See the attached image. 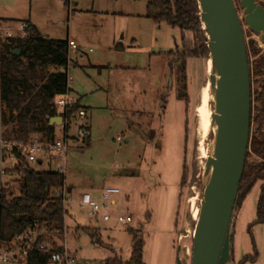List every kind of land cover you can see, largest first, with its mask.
<instances>
[{
	"label": "rangeland",
	"instance_id": "1",
	"mask_svg": "<svg viewBox=\"0 0 264 264\" xmlns=\"http://www.w3.org/2000/svg\"><path fill=\"white\" fill-rule=\"evenodd\" d=\"M69 1L76 15L68 14L67 0H0V11L8 9L16 15L32 12L45 37L71 39L79 48L69 53L70 91L71 97L89 110L92 143L70 144L66 183L72 187L73 203L68 207L62 235H47L46 243L66 245L74 264H105L112 259L125 263L132 254L129 230L133 229L144 237L145 264H177L178 242L183 234L180 257L183 264H191L192 238L205 189L202 180L206 158L212 154L205 144V135L213 124L208 98L211 60L210 55L201 54L186 58L188 98L183 101L179 98L181 74L180 64L175 65L176 53L172 57L160 54L195 51L204 38L208 40L207 32L200 19V26L194 27L197 29L185 32L155 24L146 18L152 0ZM234 1L247 48L264 51L260 37L244 23L241 0ZM258 2L264 7V0ZM112 37L120 41L122 51L111 46ZM257 59L251 55V64L255 65ZM263 79L264 75H253L251 80L252 118L259 116L260 105L254 101V93ZM260 128L264 130L263 117L252 123L251 136L257 135ZM56 138L63 139V135L57 132ZM206 143L210 145L211 141ZM250 156L256 164V156ZM32 168L54 171L47 163L33 164ZM14 179L2 178L3 185L10 183L13 197L19 195ZM263 184L257 182L239 202L232 232L234 264H264V223L257 218ZM104 186L120 190L115 197L117 205L108 206V222L91 219L79 204L81 196L91 189L98 191L97 200L93 199L103 204ZM123 215L132 217L130 226L117 222ZM92 235L101 243H95Z\"/></svg>",
	"mask_w": 264,
	"mask_h": 264
},
{
	"label": "trees",
	"instance_id": "2",
	"mask_svg": "<svg viewBox=\"0 0 264 264\" xmlns=\"http://www.w3.org/2000/svg\"><path fill=\"white\" fill-rule=\"evenodd\" d=\"M199 5L197 0H152L147 6L146 18L155 24H167L172 29H180L182 32L195 30L200 26ZM6 22V21H5ZM27 23L29 37L18 40L13 44L5 43L0 47V100L6 110L1 112L3 125V137L9 141L27 142L32 134H43L53 139V127H46L45 121L53 116L55 99L68 91L67 74L61 72L69 66L68 41L52 40L43 36L32 24ZM260 41V40H259ZM262 43V41H260ZM208 40L204 38L199 49L185 50L184 54L169 52L160 54L176 59L181 87L179 98L185 101L188 98L186 88V58H197L199 54L204 57L210 55L207 48ZM263 44V43H262ZM20 50V55L15 54ZM251 55L258 57L255 65L250 62ZM24 58L25 61H22ZM248 58L253 75H264V51L248 47ZM51 70L48 76L45 72ZM252 83V81H251ZM254 96V101L260 105L259 116L254 120L264 119V79L259 90ZM79 107L77 110H79ZM187 142V140H186ZM89 145L88 139L84 142ZM255 155L264 161V130L260 128L257 135H252L248 159ZM185 173V169H184ZM7 177L15 178L19 185V195L13 197L8 183L0 194V241L9 244L13 238L25 232L27 229H37L38 243H46L47 235L58 233L62 235L65 230V217L67 212L62 205L61 193L65 187L66 177L56 171H37L33 169L25 159H19L17 167L13 171H7ZM183 177L181 187L184 184ZM264 182V163H246L239 193V202L254 185ZM245 191L242 194V187ZM258 222L264 223V184L261 186L260 199L257 205ZM178 222H176V225ZM88 231V230H84ZM132 236V254L127 262L117 259L106 261L105 264H145V241L142 232L129 230ZM95 243L101 241L92 235ZM52 246V245H51ZM52 248L60 251L62 247L53 244ZM48 255L34 250L29 258V264H45Z\"/></svg>",
	"mask_w": 264,
	"mask_h": 264
},
{
	"label": "water",
	"instance_id": "3",
	"mask_svg": "<svg viewBox=\"0 0 264 264\" xmlns=\"http://www.w3.org/2000/svg\"><path fill=\"white\" fill-rule=\"evenodd\" d=\"M199 19L208 35L207 48L215 74L209 82L215 90L217 125L212 169L205 186L193 234L191 264H234L232 232L239 205L240 186L251 139L252 84L244 28L234 0H197ZM245 25L264 42V7L258 0H241ZM117 51L123 47L118 45ZM19 54V51L16 52ZM62 119V118H60ZM58 126L60 123H56ZM257 164L260 160L253 158ZM182 238L178 242L177 264Z\"/></svg>",
	"mask_w": 264,
	"mask_h": 264
},
{
	"label": "built area",
	"instance_id": "4",
	"mask_svg": "<svg viewBox=\"0 0 264 264\" xmlns=\"http://www.w3.org/2000/svg\"><path fill=\"white\" fill-rule=\"evenodd\" d=\"M28 37L26 22L17 24L0 22V47L5 43L13 44ZM68 45L69 48H78L74 41H69ZM60 71L67 74L68 91L55 99L54 109L60 113L62 118L59 129L63 134V139L35 136L27 142L6 140L3 137V125L1 122V112L4 107L0 100V194L4 186L7 185L2 184V178L7 177V171H13L18 165L19 159L22 158L30 166L33 164L38 165L39 163L42 165L44 160L52 161L55 164V171L65 175L70 151L69 129L72 126H76L75 139L79 143H84L89 136L86 126L80 123L85 119L86 112L82 108L77 110L78 103L70 95L72 77L69 76L68 68ZM119 140L121 141L122 139L119 138ZM119 194V189L108 187L103 190V204H98L90 194H83L79 204L82 209L86 210L87 215L91 219L101 218L103 222H108L111 219L107 214L108 206L112 204L113 198ZM61 198L63 209L68 214V207L73 203V199L65 187L62 190ZM117 222L127 227L131 225L132 217L130 215L119 216ZM38 236L39 231L37 229H27L25 232L16 235L9 244H4L0 241V264H29V258L34 250L48 255L45 264H74V259L66 245L60 251H56L47 243H38Z\"/></svg>",
	"mask_w": 264,
	"mask_h": 264
},
{
	"label": "crops",
	"instance_id": "5",
	"mask_svg": "<svg viewBox=\"0 0 264 264\" xmlns=\"http://www.w3.org/2000/svg\"><path fill=\"white\" fill-rule=\"evenodd\" d=\"M67 5H68V10H69V12H68V14H71V15H76V14H74V12H75V10H73V6L71 5V1H69V0H67ZM78 14V13H77ZM13 20H15V21H18V22H29L30 24H32L34 27H36V29L43 35V36H45L43 33H42V29H41V26H40V23L38 22V20L36 19V17L32 14V12H24V13H21V14H13V13H11V12H9L8 11V9H3L2 11H0V22H5L6 24H13V23H10L11 21L13 22ZM46 38H48V37H46ZM66 41H73V40H71V39H68V40H66ZM118 45H121V43H120V41L119 40H117V39H115V37H112V39H111V46H113V48H115L114 50L115 51H117L116 50V48H117V46ZM122 46V45H121ZM106 48H109V47H106ZM71 49H73V48H69V53H70V50ZM73 50H77V51H79V48H77V49H73ZM17 51H19V54H17L16 52ZM16 52H15V54L17 55V56H19L20 55V50H16ZM117 52H120V51H117ZM70 58V57H69ZM21 60L22 61H25V59L24 58H21ZM69 63H70V60H69ZM94 64V63H93ZM97 64H99V63H95V65L94 66H96V67H98V68H104V66H101V65H97ZM90 66H92V65H90ZM69 67V66H68ZM106 68V67H105ZM107 68H109V66H107ZM69 70V69H68ZM49 73V74H47L46 75V73ZM52 73V71L51 70H48V71H46L45 72V75L46 76H48V75H50ZM70 95H71V91H70ZM76 101H77V103H78V106L79 107H81L82 109H84L85 110V112H86V117H85V119L83 120V124L86 126V129H87V131H88V133H89V136H88V142H89V145H91V143H92V140H91V138H92V136H93V134H92V128H91V123L89 122L91 119L89 118V110H88V108H86V107H83V106H81V104H80V102H79V100L78 99H76V98H74ZM3 110H6L5 109V107L3 108ZM139 114V113H138ZM145 114V111H144V113L143 114H139V115H144ZM61 117H60V113L59 112H56L53 116H51V117H48L47 119H46V121H45V125H46V127H53V129H54V135H53V139H57L56 138V134H57V132H60V129H59V126L56 124V123H61V119H60ZM80 123H82V122H80ZM73 127H75V130H74V133L73 134H71L72 132H73ZM61 133V132H60ZM62 134V133H61ZM63 135V134H62ZM35 136H40V137H46V136H44L43 134H40V133H37V134H32L31 136H30V138H32V137H35ZM75 136H76V126H72L70 129H69V133H68V138H69V141H70V144L71 143H74V144H85V143H79L76 139H75ZM45 163H47V165L49 166V168L50 169H53L54 171H55V164L52 162V161H49V160H44V162L42 163V165H41V163H39L38 164V166H44V164ZM32 167V166H31ZM68 167V166H67ZM135 172V171H134ZM148 172H151V174H152V169L150 168V170L148 171ZM65 177H66V174H65ZM145 182L146 183H148V181H147V179H145ZM150 184H151V181H150ZM151 186V185H150ZM147 187H149V185L147 186ZM65 188H66V190H67V192L70 194V195H72V187H69V185H67V183L65 182ZM105 188H108V187H106V186H104L103 188H102V194H103V190L105 189ZM113 188V187H112ZM114 188H116V187H114ZM150 189V188H149ZM85 194H90V195H92V198H94V199H96L97 200V197H98V191L96 192V190L95 189H91V190H89V192H86ZM116 197V196H115ZM115 197L113 198V201H112V204H111V206L112 207H115L116 205H117V200L115 199ZM178 214V213H177ZM178 216V215H177ZM150 217V215L149 214H147L146 215V219H148ZM67 225V224H66ZM96 227H98V226H96Z\"/></svg>",
	"mask_w": 264,
	"mask_h": 264
},
{
	"label": "bare ground",
	"instance_id": "6",
	"mask_svg": "<svg viewBox=\"0 0 264 264\" xmlns=\"http://www.w3.org/2000/svg\"><path fill=\"white\" fill-rule=\"evenodd\" d=\"M258 37H260V36H258ZM262 43L264 45L263 41H262ZM213 74H215V70H214V67H213L212 62H211V75H213ZM210 87H211V93H210V96L208 98H209V106H210V109H211V112H212V115H213L215 113V90H214V88H212L211 85H210ZM211 121H212L213 124H210L209 129H208V131H207V133L205 135V144L207 146L208 151L212 152V154L210 156H208L207 158L213 156L214 144H215V135L217 133V125L213 121V119ZM208 140L211 141L210 145H207L208 143H206ZM211 173H212V169H210L209 172L205 171L204 178H203V180L201 179L203 181L204 187L208 184L209 179L211 177ZM192 204H193L192 203V197H190L189 200H188V205H189V211L188 212H189V215H190V219H191V212H192ZM199 212H200V210H199ZM198 216H199V214H198ZM197 219H198V217H197Z\"/></svg>",
	"mask_w": 264,
	"mask_h": 264
}]
</instances>
